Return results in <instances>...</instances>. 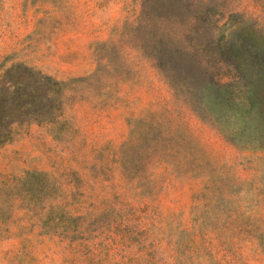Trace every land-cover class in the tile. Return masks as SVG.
<instances>
[{
    "label": "rangeland",
    "instance_id": "obj_1",
    "mask_svg": "<svg viewBox=\"0 0 264 264\" xmlns=\"http://www.w3.org/2000/svg\"><path fill=\"white\" fill-rule=\"evenodd\" d=\"M0 264H264V0H0Z\"/></svg>",
    "mask_w": 264,
    "mask_h": 264
},
{
    "label": "trees",
    "instance_id": "obj_2",
    "mask_svg": "<svg viewBox=\"0 0 264 264\" xmlns=\"http://www.w3.org/2000/svg\"><path fill=\"white\" fill-rule=\"evenodd\" d=\"M263 66L261 59L260 60H254L253 61V67L256 71L260 70V68ZM226 85V84H224Z\"/></svg>",
    "mask_w": 264,
    "mask_h": 264
}]
</instances>
